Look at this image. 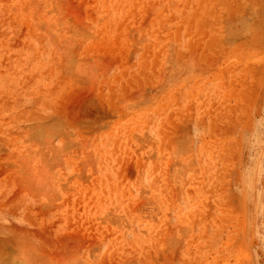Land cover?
Masks as SVG:
<instances>
[{"label": "rangeland", "instance_id": "374dc122", "mask_svg": "<svg viewBox=\"0 0 264 264\" xmlns=\"http://www.w3.org/2000/svg\"><path fill=\"white\" fill-rule=\"evenodd\" d=\"M0 264H264V0H0Z\"/></svg>", "mask_w": 264, "mask_h": 264}]
</instances>
